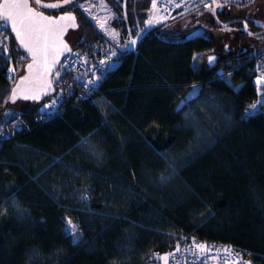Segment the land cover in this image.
<instances>
[{"label": "trees", "instance_id": "trees-1", "mask_svg": "<svg viewBox=\"0 0 264 264\" xmlns=\"http://www.w3.org/2000/svg\"><path fill=\"white\" fill-rule=\"evenodd\" d=\"M93 17L115 20L111 10ZM159 31L123 55L93 103L49 123L33 122V103L14 110L31 128L0 145V264H144L181 236L229 243L264 264V85L251 60L264 45L210 63L212 39ZM8 32L0 119L11 110L10 62H28ZM70 46L92 59L110 44L98 35Z\"/></svg>", "mask_w": 264, "mask_h": 264}, {"label": "built area", "instance_id": "built-area-1", "mask_svg": "<svg viewBox=\"0 0 264 264\" xmlns=\"http://www.w3.org/2000/svg\"><path fill=\"white\" fill-rule=\"evenodd\" d=\"M202 7L210 8L209 0H150L145 21L149 27L141 36L131 38L125 44L110 45L92 59L86 58L81 49L71 48V51L61 58L51 75L52 93L42 101L33 103L35 106L33 122L49 123L82 102L93 103L102 82L121 65L124 54H137L138 43L147 33L175 22L185 14ZM0 33H5L10 38L8 26L3 23L0 24ZM132 40L136 41L135 45L130 43ZM22 59L27 60L26 57ZM251 60H254L253 70L257 80L264 84V49L253 55ZM104 69L107 70L101 71ZM30 128V122L21 113L8 110L0 119V145L11 140L19 131L28 132ZM65 224L68 236L74 242L79 241L81 238L79 230L72 236L67 220ZM197 245H204L205 251L201 252ZM165 256L168 257L167 264H236L237 260L240 264H258L252 259L251 253L244 249L236 248L229 243L201 241L193 236L178 237L166 253L152 252L144 264H165V260L161 259Z\"/></svg>", "mask_w": 264, "mask_h": 264}, {"label": "rangeland", "instance_id": "rangeland-1", "mask_svg": "<svg viewBox=\"0 0 264 264\" xmlns=\"http://www.w3.org/2000/svg\"><path fill=\"white\" fill-rule=\"evenodd\" d=\"M116 4L120 13H116L112 4L108 0H77L73 5L74 13L77 16L79 28L71 31L67 37L68 43L73 45L75 42L80 43L89 37L100 36L110 45L117 43H127L131 38L139 37L148 29L145 23L147 20V9L150 0H111ZM238 5H244L250 0H230ZM111 10L115 14V20L108 26H103L93 17L96 12L104 13ZM223 15L229 18L220 19L222 23L232 20H247L251 22L254 28L251 32H260L264 30V0H257L253 5L244 9L227 8L222 11ZM1 24V23H0ZM159 34L174 41H182L188 37L203 35L210 38L215 43V49L212 53L206 55L209 59H216L225 54L238 53L241 49L250 48L253 45H264V37H253L246 34L242 24H232L222 26L218 24L212 14V9L207 7L199 8L191 13L185 14L177 21L163 25ZM157 29V28H156ZM115 33V38H113ZM246 34V35H245ZM9 37L0 33V43H7ZM25 65L21 66V61L16 57L10 62L8 77L15 82L23 74ZM260 83L263 84L261 80ZM264 85V84H263ZM262 101V100H261ZM32 105L30 102H17L11 105V111L23 110Z\"/></svg>", "mask_w": 264, "mask_h": 264}, {"label": "water", "instance_id": "water-1", "mask_svg": "<svg viewBox=\"0 0 264 264\" xmlns=\"http://www.w3.org/2000/svg\"><path fill=\"white\" fill-rule=\"evenodd\" d=\"M255 1L256 0H251L247 4L238 5L233 2L219 3L216 0H209L211 4L213 17L218 24L222 26H229L236 22H239L243 25V28L247 33H250V32L247 29H245V24H247L246 21L239 19V20H232L227 23H222L218 20L216 13L221 12L226 7L244 9V8H247L253 5ZM7 2L11 3L12 0H7ZM74 2H76V0H71L70 3H64V0H62L57 3L40 2V4L38 5L45 9H59V8L68 6ZM5 3H6V0H0V11L4 10ZM28 3L30 6L29 0H28ZM44 4H56L59 6L58 7H43L42 5ZM33 10L36 11L34 8ZM39 13L43 15L44 17L58 21V24L49 26L46 23H43V24L36 23L34 25V27L36 28L43 29V32L40 33L41 36H43L45 33L47 34L46 42L43 39H41L38 42V44H36V47L39 49V51L37 53L35 63L33 61L32 54L28 52L24 47H22L19 40L16 38V35L12 30L10 22L7 24L20 50L24 53L25 57L28 59V62L26 63L24 67L23 74L20 77H18L17 80L15 81L11 89L6 105H13L19 101L37 103V102L42 101L45 97H48L52 93L53 88L51 86V75L57 68L61 58L66 53L70 52L64 49L63 44H67L68 48L71 49V46L68 43L66 37L69 31H76L79 28L78 19L74 12L59 14L56 17L47 16L42 12H39ZM69 15L75 17V20L73 21V20H61L60 19V17L62 16H69ZM261 33H264V31H260L257 33H251V34L254 36H258ZM45 43L47 45L46 48H45ZM29 65H33V67L29 69L28 67ZM48 67L51 68V71L46 70ZM14 93L15 95H13ZM25 96L29 98L26 99Z\"/></svg>", "mask_w": 264, "mask_h": 264}, {"label": "snow or ice", "instance_id": "snow-or-ice-1", "mask_svg": "<svg viewBox=\"0 0 264 264\" xmlns=\"http://www.w3.org/2000/svg\"><path fill=\"white\" fill-rule=\"evenodd\" d=\"M71 0H64V3H70ZM37 4H40V0H36ZM43 7H58L59 5L56 4H44ZM153 7L155 8V3L153 4ZM61 20H75V17L73 16H62L60 17ZM10 22L13 32L16 35V38L19 40L22 47H24L28 52H30L33 56L34 63L36 62V57L39 49L36 47V44L43 39L45 42L47 41V34L45 33L43 36H41V32H43L42 28H36L34 25L36 23H46L47 25H55L58 24V21L49 19L47 17H44L41 15L38 11H34L33 8L29 6L28 0H12L11 3H8L6 0V3L4 5V10L0 11V23H3L7 25ZM151 23V21H149ZM74 26V25H73ZM103 27V25H101ZM245 29H247V24H245ZM251 35V33H249ZM113 38H115V33L112 34ZM131 44L135 45L136 41L132 40L130 42ZM47 47L45 43V48ZM63 47L67 51H71V49L68 48L67 44H63ZM8 50L5 48L4 53H6ZM3 54V53H0ZM213 58H209V62L211 63ZM29 69L33 67V65L28 66ZM47 71H51V68L48 67L46 69ZM107 69L101 70L106 71ZM91 83V81H90ZM260 83V81H258ZM195 87V86H194ZM195 93H192L190 95H194ZM15 95V93L13 94ZM25 98H29L25 96ZM184 101H182L183 105ZM257 103L264 104V101H259ZM253 109H256L257 105L253 104L251 106ZM179 110V109H178ZM86 200L87 197H84ZM69 226V232L72 236H75L78 232V227L73 224L70 220L68 221ZM201 252L205 251L204 245H197L196 246ZM228 251V250H225ZM161 259L165 260V264H167L168 257H161ZM236 264H240V262L237 260Z\"/></svg>", "mask_w": 264, "mask_h": 264}, {"label": "flooded vegetation", "instance_id": "flooded-vegetation-1", "mask_svg": "<svg viewBox=\"0 0 264 264\" xmlns=\"http://www.w3.org/2000/svg\"><path fill=\"white\" fill-rule=\"evenodd\" d=\"M30 1V6L31 7H33L36 11H38V12H42V13H44L45 15H47V16H53V17H56V16H58L59 14H63V13H68V12H74V9H73V7H72V5L75 3H72V4H70V5H68V6H65V7H63V8H59V9H45V8H42V7H40L37 3H36V1L35 0H29ZM60 1H62V0H40V2H44V3H57V2H60ZM77 1V0H76ZM251 1V0H250ZM257 1V0H256ZM255 1V2H256ZM227 8H229V7H226V8H224L223 10H225V9H227ZM230 8H232V7H230ZM222 10V11H223ZM222 11L221 12H217L216 14H220V13H222ZM76 15V14H75ZM77 17V16H76ZM70 32L71 31H69V33H68V35L70 34ZM68 35H67V37H68ZM66 37V38H67Z\"/></svg>", "mask_w": 264, "mask_h": 264}, {"label": "bare ground", "instance_id": "bare-ground-1", "mask_svg": "<svg viewBox=\"0 0 264 264\" xmlns=\"http://www.w3.org/2000/svg\"><path fill=\"white\" fill-rule=\"evenodd\" d=\"M250 7V6H249ZM248 29V28H247ZM249 31V30H248ZM248 34V33H247ZM250 35V34H249Z\"/></svg>", "mask_w": 264, "mask_h": 264}]
</instances>
